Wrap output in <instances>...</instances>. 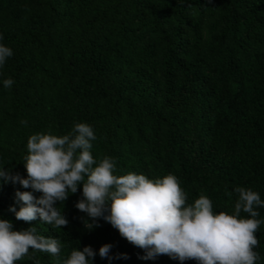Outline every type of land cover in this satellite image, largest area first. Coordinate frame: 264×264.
Returning <instances> with one entry per match:
<instances>
[{
  "label": "trees",
  "instance_id": "obj_1",
  "mask_svg": "<svg viewBox=\"0 0 264 264\" xmlns=\"http://www.w3.org/2000/svg\"><path fill=\"white\" fill-rule=\"evenodd\" d=\"M0 34L13 50L0 67V167L26 178L31 135L86 123L94 159L112 157L115 175H175L186 203L204 194L216 214H235L236 187L264 201V0H0ZM16 190L32 191L0 180V219L59 239L61 260L91 246L93 264H181L139 259L144 251L102 219L86 229L75 207L82 185L57 202L69 221L62 229L17 220ZM256 236L264 264V224ZM104 244L129 259H101ZM36 261L57 264L31 249L16 264Z\"/></svg>",
  "mask_w": 264,
  "mask_h": 264
},
{
  "label": "clouds",
  "instance_id": "obj_2",
  "mask_svg": "<svg viewBox=\"0 0 264 264\" xmlns=\"http://www.w3.org/2000/svg\"><path fill=\"white\" fill-rule=\"evenodd\" d=\"M12 55L10 47L0 44V67ZM13 83L11 78L3 81L5 88ZM96 139L93 128L86 123L75 124L63 136L31 135L23 163L26 178L11 168L0 167L3 184H19L32 190H16L19 210L9 207L15 218L27 223L39 219L53 229H62L69 221L57 202L63 204L82 185L75 207L86 214L87 219L82 218L85 228L91 231L99 227L100 219L109 223L122 238L144 251L139 259L155 260L167 255L181 264L188 260L197 264H256L260 258L254 251L259 245L256 233L264 224V220L257 219L256 208L264 207L257 192L236 187L235 214H216L212 200L204 194L192 204L186 203L187 195L175 175L155 180L131 172L115 175L116 161L112 157L94 159L91 149ZM241 211L250 218H239ZM61 248L59 239L39 234L35 226L15 231L11 221L0 219V264H16L28 256L30 249L50 254L57 264H93L97 255L91 246H85L82 250L74 248L61 260ZM112 248V244L102 245L100 258L110 262L129 259L126 253L110 255Z\"/></svg>",
  "mask_w": 264,
  "mask_h": 264
}]
</instances>
